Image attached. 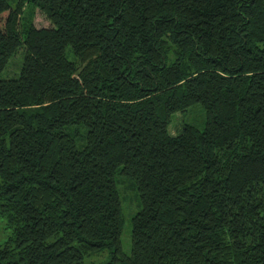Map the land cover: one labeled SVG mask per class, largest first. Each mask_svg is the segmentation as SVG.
Returning a JSON list of instances; mask_svg holds the SVG:
<instances>
[{
    "label": "trees",
    "instance_id": "obj_1",
    "mask_svg": "<svg viewBox=\"0 0 264 264\" xmlns=\"http://www.w3.org/2000/svg\"><path fill=\"white\" fill-rule=\"evenodd\" d=\"M20 48L0 264H264V0H0V74Z\"/></svg>",
    "mask_w": 264,
    "mask_h": 264
},
{
    "label": "rangeland",
    "instance_id": "obj_2",
    "mask_svg": "<svg viewBox=\"0 0 264 264\" xmlns=\"http://www.w3.org/2000/svg\"><path fill=\"white\" fill-rule=\"evenodd\" d=\"M32 24L35 27H45L48 25V21L44 18V16L38 11L34 10L32 15ZM22 60V49L16 50V52L8 59L4 69L2 70L0 77L7 79V78H15L18 74V69L20 67V63ZM204 119V114L201 106L199 104H193L186 107L184 110L174 112L171 115L169 124L167 125V132L170 135H175L180 131L182 124L188 123L200 129L202 127V122ZM126 184H122L121 186L124 187ZM125 197H123L122 205L124 206V223L123 228L121 230L120 240H121V247L125 253H128L129 250V219L130 214L133 213L135 208L136 200L132 197V192L128 189L126 190ZM135 208V210H134ZM133 211V212H132ZM6 231L2 228V224L0 225V242L5 238ZM85 264L86 263L85 259Z\"/></svg>",
    "mask_w": 264,
    "mask_h": 264
}]
</instances>
